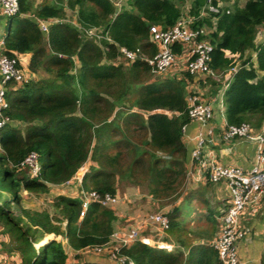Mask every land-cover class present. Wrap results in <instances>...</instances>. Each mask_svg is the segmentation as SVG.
<instances>
[{"label":"trees","instance_id":"16d2710c","mask_svg":"<svg viewBox=\"0 0 264 264\" xmlns=\"http://www.w3.org/2000/svg\"><path fill=\"white\" fill-rule=\"evenodd\" d=\"M34 1L19 0V12L5 18L6 54L19 66L20 55L28 54L23 68L36 78L9 82L5 93L3 113L8 120L0 128V224L11 240L8 250L19 255L20 264H67L68 254L50 233L66 238L80 260L82 250L109 239L117 218L114 210L92 203L80 218L79 199L65 194L52 199L57 212L20 209L21 191L47 195L52 185L72 178L90 159L95 165L82 175L85 189L114 194L122 182L145 186L155 199H173L186 178L181 128L189 122L185 78L191 77L151 79L145 61L139 57L129 61L119 50L153 56L157 47L149 25L167 28L181 15L171 0H128L118 11L111 0ZM204 3L193 0L190 13L196 15ZM66 8L75 11L74 21L66 20ZM214 15L211 67L224 70L241 60L225 92L226 121L252 119L248 122L260 128L264 37L257 40L256 29L264 22V0H247L242 7ZM38 20L55 21L45 33ZM199 23L212 27L209 17ZM84 29H96L100 37ZM31 151L43 160L39 176L33 178L28 166H20ZM11 204L21 214H13ZM178 212L176 207L168 213L169 228L179 225ZM182 243L188 248L186 255L140 241L122 252L134 264H219L209 243ZM107 261L85 258L77 264H112Z\"/></svg>","mask_w":264,"mask_h":264},{"label":"built area","instance_id":"2783aa9c","mask_svg":"<svg viewBox=\"0 0 264 264\" xmlns=\"http://www.w3.org/2000/svg\"><path fill=\"white\" fill-rule=\"evenodd\" d=\"M118 11L127 6L128 0H111ZM191 6L184 11L176 22L162 28L156 24L149 25V34L152 43L157 47L153 56L140 54L120 47L123 58L134 61L140 58L145 61L154 76L177 75V77L188 75L186 86L188 94L187 113L190 121L199 124V130L195 136L196 144L190 152L186 176L195 181L217 183L221 180L227 182L229 199L228 204L218 216V226L214 237L209 244L216 250L219 264H239L237 244L247 233L241 224V214L249 206H257L264 199V129L255 131L253 125L248 121L239 124H228L226 121L225 92L228 88L233 74L240 66L234 64L227 69V80L223 85L217 87L213 94L205 97L204 93L190 87L196 85L195 80L203 81L208 88L206 80L215 79L217 72L211 67V53L214 45L210 40V32L214 28L217 14L221 12L224 5L221 1L205 0L203 6L196 15L190 13ZM230 11L229 8H226ZM19 12V0H0V14L9 18ZM209 17L212 27H207L199 22ZM55 20H38L42 32H48L50 22ZM80 29V25L74 22ZM84 33L99 38L96 29ZM5 36L0 38V128L8 120L3 109L6 107L5 93L9 82L22 84L33 74H27L22 66H19L17 59L10 57L5 52ZM193 89V90H191ZM215 98L220 99V118L223 126L219 138L224 143L235 140H247L255 144V154L249 168L237 165H223L219 163L211 148L216 139L214 126L211 123V104ZM168 115L172 113L167 112ZM187 124L181 128L185 132ZM40 155L31 151L20 163V166H28L30 177H37L40 174ZM82 175L78 172L69 180L60 184L64 186L78 185V193L75 196L80 201L79 217L82 218L89 206L96 203L103 207L112 208L118 201L119 196L110 192H99L95 189H85L81 183ZM65 223V222H63ZM169 228L168 212H152L127 226L114 228L109 239L103 244L93 245L88 249L95 253H104L112 264H134L133 260L124 254L122 250L136 241L156 246H164V237ZM148 230L149 232H147Z\"/></svg>","mask_w":264,"mask_h":264},{"label":"crops","instance_id":"0c3cea01","mask_svg":"<svg viewBox=\"0 0 264 264\" xmlns=\"http://www.w3.org/2000/svg\"><path fill=\"white\" fill-rule=\"evenodd\" d=\"M173 1L181 11H184L186 8L188 9L193 0H171ZM224 5V8H229L233 10L235 6L242 7L246 3L247 0H219ZM217 2V0H215ZM1 15V14H0ZM2 16V15H1ZM263 36V35H262ZM244 55H247L245 53ZM254 56V55H253ZM20 59L23 60V64L27 62L28 54L20 55ZM191 81L186 82V86H188ZM196 85H190V87L197 89L201 93H206L204 96H209L210 92L213 94L215 92V88L211 87V89L207 92V89L204 86L203 81L195 80ZM213 89V91H212ZM262 125L260 128H255V131H260L264 129V119L262 121ZM211 123L216 126L214 127V132L216 134V139L211 148L215 152V156L219 163L223 165H237L243 168H249L252 164L254 154H255V144L251 141L247 140H235L230 143H224L219 138L220 130L223 126V120L220 118L219 120H211ZM199 124L195 121H190L187 123L185 132L182 134V142L184 143L187 149V159L185 161V168L187 171L188 161L190 158V152L195 147L196 139L195 136L199 130ZM159 154V153H158ZM95 165L90 159H88L78 170V173L83 175L89 168V166ZM186 186L189 188H194L197 185L205 186V183H200L186 176L185 178ZM207 183V182H206ZM210 184V183H209ZM53 187H58L61 185H52ZM51 186V188H52ZM208 190L210 192V196H212V200L222 201L223 205L214 207V209H209L212 213V216H209L211 220L212 226L210 228L205 227H196L194 228L193 221L190 223L192 225L188 227L185 226V218L180 219L178 221L179 225L174 228H169L168 232L164 237V246H157L162 248L168 252L173 251H182L184 255L187 254L188 248L185 245H182V241L185 243L192 244H206L209 243L212 237L216 232V220L218 216L222 213L224 208L228 204L229 199V191L227 182L225 180H221L215 184H210ZM62 187V186H61ZM78 185L64 186L61 188L58 194H65L71 197H75L78 193ZM140 187L137 185H130L125 188V192L120 194L119 189L116 187V194L119 196V201L112 207L115 212L116 219L114 221V228L119 227V222L121 220H125V222H132V220H137V215L143 213L144 210L150 209L154 207V201L152 196H149L148 192H140L138 190ZM53 191V189H50ZM149 196V197H148ZM198 196L192 194H188L185 196L183 201H190L191 206L193 205L194 211L191 213H196L199 209L197 205L199 204L197 200ZM200 198V196H199ZM206 199V198H205ZM224 201V202H223ZM153 203V204H152ZM138 208V210L136 209ZM180 211V210H179ZM200 211V210H199ZM141 212V213H140ZM138 213V214H137ZM181 213V212H180ZM137 214V215H136ZM218 221V220H217ZM241 224L246 229L247 233L244 238H242L237 244V254L239 264H263L264 258V199L257 206H249L245 209L241 214ZM215 226V227H214ZM211 232V233H210ZM52 236L50 239H56L61 242L65 253H69L73 251L71 246L68 244L67 239L62 237L61 235L55 236L53 233H50ZM48 235V234H45ZM1 240H5L3 236H1ZM4 246V245H3ZM3 246L0 244V250H2ZM156 246V245H155ZM12 254H15L11 251H8ZM73 254L75 252H72ZM69 255V254H68ZM92 259L101 263H109L107 255L104 253H94ZM13 258V257H12ZM0 264H11L10 259H7V256L4 253H0Z\"/></svg>","mask_w":264,"mask_h":264},{"label":"rangeland","instance_id":"374dc122","mask_svg":"<svg viewBox=\"0 0 264 264\" xmlns=\"http://www.w3.org/2000/svg\"><path fill=\"white\" fill-rule=\"evenodd\" d=\"M41 1V0H40ZM43 1V0H42ZM33 3H35V1L33 0ZM36 5V4H35ZM34 6V5H33ZM65 13H66V20L68 21H74L75 19V11L66 8L65 9ZM7 31V24H6V20L4 16L0 15V38L5 36ZM263 35V36H262ZM256 37L257 40H261L264 37V22L260 25L257 26L256 29ZM122 59V58H121ZM120 59V60H121ZM123 60V59H122ZM121 60V61H122ZM23 60H21V66L23 68ZM241 62V60H237L236 64H239ZM24 69V68H23ZM25 72L27 74H31L29 73L27 70H25ZM217 77L215 79H207L206 83H208V89L207 92L211 89V87L213 88H217L223 85V83L227 80L228 75H227V69L224 70H217ZM34 75V74H33ZM151 79L153 78H162L164 76H154V75H150ZM167 76H171V75H167ZM39 77V75H38ZM166 77V76H165ZM181 77V76H180ZM32 78V77H30ZM34 78H36V75H34ZM191 81H193V79L195 78H190ZM214 84V86H212V83ZM211 86V87H210ZM193 90V89H191ZM213 91V89H212ZM211 93V92H210ZM187 94H188V90H187ZM220 99L219 98H215L211 104V120H219L220 119ZM251 122H254V120H248ZM130 156L128 155L127 157H125L126 159H128ZM148 158V156H147ZM42 158L39 159L40 164L42 163ZM127 161V160H126ZM1 166V165H0ZM200 183H205V186L202 185H197L194 188H189L188 186H186V183L184 182L183 185L181 186V188L178 190V193L174 196L173 199L171 200H167V199H155L152 197L153 201L155 204L154 207L144 210L143 213L137 215V220L142 218L144 215L148 214V213H152V212H157V211H162V212H170L173 208H178L180 211L178 212V221L180 219H184L186 222L184 223L186 227L189 228L190 225H192L190 222L193 221V225L194 228L196 227H205V228H210V226H212L211 220L209 219V216H212V213L210 212L209 214V209H214L215 206H217L219 204V206H222L223 203L222 201H214L212 200V196H210V192L208 190V187H210V184H215L212 182L206 183L204 181H200ZM130 184L127 183H122V182H118L116 187L119 189L120 194H123V192H125V188L129 187ZM138 186V185H137ZM7 190L9 191L8 186ZM70 188L72 186H69ZM140 188L138 190H140V192H144L145 190L147 191L145 186H139ZM61 186L58 187H53L51 189H53V191H51L49 194L45 195V194H36V193H31L28 192L26 190H22L21 191V200H20V209L21 208H35V209H48L51 213L53 212H57L55 211V208L52 206V199L53 197L58 194V192H60L61 190ZM145 191V192H146ZM188 194H192L194 193V195L198 196L197 200L199 202V204L197 205V208L200 210H198L196 213H193L191 216V213L194 211L193 205L191 206L190 201H183V199H185V196H187ZM4 195L6 197H9V193L5 192ZM149 196H151L150 194H148ZM148 196V197H149ZM200 196V198H199ZM206 198V199H205ZM224 202V201H223ZM217 204V205H216ZM18 207H16L14 204L10 205V210L13 211V214L18 215L21 214V211ZM138 210V208H136ZM181 212V213H180ZM135 222L134 220H132V222L128 221L125 222V220H121L119 222V226H127L128 224H131ZM64 225V223H63ZM215 227V226H214ZM147 232H149L148 230H146ZM0 235L4 237L5 240H1L0 237V244L3 246L2 250H0V253H4L7 256V259H10V263L11 264H20V259H19V255L17 253L12 254L10 252H8V248L10 245V237L8 235V233L6 232L5 227L3 226V224H0ZM35 248V246H34ZM73 251L69 252L68 254V260H67V264H77L78 262H80L81 260H84L85 258L88 259H92V256H94L93 254L95 253L93 250L86 248L85 250H82L80 256V260L75 259L74 254L72 253ZM92 255V256H91ZM13 257V258H12ZM37 256H35L36 258Z\"/></svg>","mask_w":264,"mask_h":264}]
</instances>
